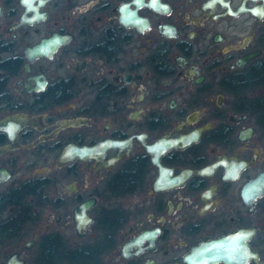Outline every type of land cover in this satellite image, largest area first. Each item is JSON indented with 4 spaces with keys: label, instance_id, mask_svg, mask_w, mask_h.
I'll return each instance as SVG.
<instances>
[{
    "label": "flooded vegetation",
    "instance_id": "af4514ba",
    "mask_svg": "<svg viewBox=\"0 0 264 264\" xmlns=\"http://www.w3.org/2000/svg\"><path fill=\"white\" fill-rule=\"evenodd\" d=\"M0 264H264V0H0Z\"/></svg>",
    "mask_w": 264,
    "mask_h": 264
},
{
    "label": "water",
    "instance_id": "95a60500",
    "mask_svg": "<svg viewBox=\"0 0 264 264\" xmlns=\"http://www.w3.org/2000/svg\"><path fill=\"white\" fill-rule=\"evenodd\" d=\"M69 152L70 151H76V152H78L79 154H83V153H85V151L87 152V148H79V147H69L68 149H67ZM67 151V152H68ZM228 240H229V237H225V241L226 242H228Z\"/></svg>",
    "mask_w": 264,
    "mask_h": 264
}]
</instances>
